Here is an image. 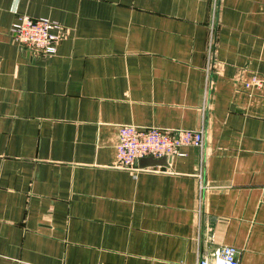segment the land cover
<instances>
[{
  "label": "crops",
  "instance_id": "1",
  "mask_svg": "<svg viewBox=\"0 0 264 264\" xmlns=\"http://www.w3.org/2000/svg\"><path fill=\"white\" fill-rule=\"evenodd\" d=\"M22 15L61 24L54 56L12 42ZM255 76L264 0H0V264H198L222 246L264 264ZM123 125L205 146L122 169Z\"/></svg>",
  "mask_w": 264,
  "mask_h": 264
},
{
  "label": "built area",
  "instance_id": "2",
  "mask_svg": "<svg viewBox=\"0 0 264 264\" xmlns=\"http://www.w3.org/2000/svg\"><path fill=\"white\" fill-rule=\"evenodd\" d=\"M64 28L57 21L48 18L20 16L11 26L12 42L20 51L34 57L54 56L59 43L64 39ZM247 87L264 86V80L253 77ZM205 133L200 130H166L155 127L139 128L123 125L119 128L117 144V165L127 170H138L137 163L145 158L163 159L182 156L188 147L203 149ZM239 252L234 247L222 246L213 257L202 255L198 264H240Z\"/></svg>",
  "mask_w": 264,
  "mask_h": 264
},
{
  "label": "water",
  "instance_id": "3",
  "mask_svg": "<svg viewBox=\"0 0 264 264\" xmlns=\"http://www.w3.org/2000/svg\"><path fill=\"white\" fill-rule=\"evenodd\" d=\"M169 158H163L161 160H154L152 158H147V159H142L140 160L137 164L141 163V162H150L151 165H160V164H165V161L168 160Z\"/></svg>",
  "mask_w": 264,
  "mask_h": 264
}]
</instances>
